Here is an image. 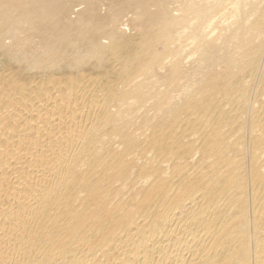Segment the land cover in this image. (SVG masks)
Masks as SVG:
<instances>
[{"label":"bare ground","instance_id":"obj_1","mask_svg":"<svg viewBox=\"0 0 264 264\" xmlns=\"http://www.w3.org/2000/svg\"><path fill=\"white\" fill-rule=\"evenodd\" d=\"M69 1L0 0V264H264V0Z\"/></svg>","mask_w":264,"mask_h":264},{"label":"rangeland","instance_id":"obj_2","mask_svg":"<svg viewBox=\"0 0 264 264\" xmlns=\"http://www.w3.org/2000/svg\"><path fill=\"white\" fill-rule=\"evenodd\" d=\"M71 1H73V0H70L69 2H71ZM104 2H106V3H107V2H109V1H108V0H104ZM84 10H85V9H84ZM103 12H104V11H103Z\"/></svg>","mask_w":264,"mask_h":264}]
</instances>
